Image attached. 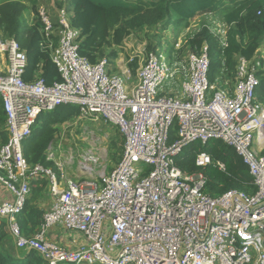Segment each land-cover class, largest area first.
<instances>
[{"label":"built area","instance_id":"built-area-1","mask_svg":"<svg viewBox=\"0 0 264 264\" xmlns=\"http://www.w3.org/2000/svg\"><path fill=\"white\" fill-rule=\"evenodd\" d=\"M47 11L37 8L41 47L60 76L52 84L40 72L26 80L25 50L15 38L0 36V109L7 134L0 145V183L13 196L0 200V219L7 221L15 247L36 251L47 264H264V103L258 99L264 58L239 56L232 78L210 82L207 42L185 56L176 48L173 60L155 48L131 80L133 56L125 62L119 56L114 64L108 56L91 62L79 53L80 32L67 8L57 10L55 22ZM223 29H209L221 48L227 46L225 24ZM60 105H75L80 116L118 131L122 153L110 171L91 174L84 160L91 156L85 154L71 178L72 155L57 161L52 144L46 161L56 171L29 164L24 143L41 114ZM210 140L241 157L254 192L231 189L213 197L202 173L177 166L184 148ZM210 163L206 152L196 154V166ZM216 166L225 170L220 161ZM39 177L47 180L53 201L36 230L24 235L18 217ZM55 225L81 233L84 242L58 246L47 239Z\"/></svg>","mask_w":264,"mask_h":264},{"label":"trees","instance_id":"trees-1","mask_svg":"<svg viewBox=\"0 0 264 264\" xmlns=\"http://www.w3.org/2000/svg\"><path fill=\"white\" fill-rule=\"evenodd\" d=\"M70 11L71 25L80 32L79 53L95 62L102 56H108L111 63L117 58L116 48L132 31L142 26L158 29L173 25L177 31L190 26L191 19L197 14L219 16L227 26V46L221 48L219 41L208 27L200 28L189 39L190 47L199 50L204 42L209 46L210 82L232 78L237 58L251 59L259 47L264 44V0H65ZM31 1V11L35 12L34 21L26 22L25 8L21 0L0 1V33L15 38L27 54L25 79L30 80L33 73L40 72L46 84L59 80V72L51 61L48 50L41 47L42 24L37 17L35 5ZM62 7V2H58ZM38 8V7H37ZM259 12V13H258ZM5 37L2 36L3 39ZM110 49L109 51H107ZM155 49V44L152 50ZM106 53V54H104ZM104 54V55H102ZM258 99L264 103V71L261 73ZM80 115L75 105H60L49 113L39 117L32 136L24 143V155L29 164L51 166L46 161V150L56 139L59 125ZM176 125L172 129L174 139ZM120 136V135H119ZM7 141L5 115L0 109V145ZM206 152L211 163L205 167L195 165L196 154ZM121 157V155H120ZM224 163L221 171L216 162ZM177 166L187 173L200 172L206 179L205 191L211 196H219L227 190L235 189L252 193L255 190L252 178L243 160L219 140H210L205 144L193 143L182 150L176 158ZM44 180L46 182H44ZM35 182V192L40 190L47 180ZM44 182V183H43ZM37 185H41L38 189ZM25 211V210H24ZM43 212L31 207L18 217L21 231L29 235L41 222ZM0 264H47L34 250L20 256H9L0 250Z\"/></svg>","mask_w":264,"mask_h":264},{"label":"rangeland","instance_id":"rangeland-1","mask_svg":"<svg viewBox=\"0 0 264 264\" xmlns=\"http://www.w3.org/2000/svg\"><path fill=\"white\" fill-rule=\"evenodd\" d=\"M2 1V0H0ZM27 8L25 11V20L28 23L34 21L35 12L31 11L32 0H21ZM58 2L66 7L65 0H37V7L44 6L48 8L47 13L53 22L57 20V12L60 7ZM49 8L56 9L50 10ZM208 27L211 31H222L223 23L219 16L210 14H197L191 19L190 26L182 28L179 31L173 26H161L158 29L142 26L136 31H132L123 40L121 45L116 49V54L121 56L124 62L133 56L132 62L129 63L130 78H134L136 69L142 62L143 58L155 48L164 49L168 57L174 59V52L179 47L178 53L180 56H185L188 52L193 51L188 42V37L200 28ZM0 36L5 37L0 33ZM9 38V37H5ZM176 44V45H175ZM264 48V44L261 48ZM106 54V53H104ZM102 54V55H104ZM258 55L264 54L260 51ZM56 139L53 141V153L57 161L63 163L72 155L73 164L68 169V176L76 178L77 164L82 160V155H89L93 161H87V165L92 169L91 174H103L110 171L119 161L122 153L123 141L119 136L118 131L103 122L101 119L90 118L88 116H77L69 119L58 126ZM86 156V155H85ZM55 171V166H51ZM89 173V174H90Z\"/></svg>","mask_w":264,"mask_h":264},{"label":"crops","instance_id":"crops-1","mask_svg":"<svg viewBox=\"0 0 264 264\" xmlns=\"http://www.w3.org/2000/svg\"><path fill=\"white\" fill-rule=\"evenodd\" d=\"M50 10H56V9L49 8V11ZM70 11L71 10L69 9V13H70ZM56 12H57V10H56ZM117 47L118 46H114V48H116V49H117ZM109 50L110 49H108L107 51H109ZM260 51L264 54V48L263 47L261 48V46L259 47L257 52H260ZM257 52L255 53V55L253 57H261L262 56V54L258 55ZM118 57H119V55H117V58ZM50 144H53V142H51ZM50 163H51V166H54L53 162H50ZM51 166H49V167H51ZM38 180L43 181L44 178L39 177L32 183V193L26 202L24 213L27 210H29L31 207L37 208V209L41 210L42 212H44V211L48 210L52 204L53 200H52V196L50 195V193L48 191V184H45V185L42 184V186L36 184L37 189L40 186L41 187H40V190L35 192V182ZM44 182H46V181L44 180ZM12 199H13V196L11 195V193L6 189V187L2 183H0V200L12 201ZM47 239L56 243L58 246H61L63 248H67V249L68 248H75L76 246H78L84 242V238H83V235L81 233L76 232V231L67 230V229H65L61 226H58V225L52 226L48 230ZM0 250L9 256H17V257L18 256L22 257L28 252V250H19L15 247L13 238L11 236V233H10V230L8 227V223L6 220H2V219H0Z\"/></svg>","mask_w":264,"mask_h":264},{"label":"bare ground","instance_id":"bare-ground-1","mask_svg":"<svg viewBox=\"0 0 264 264\" xmlns=\"http://www.w3.org/2000/svg\"><path fill=\"white\" fill-rule=\"evenodd\" d=\"M85 161H89V160H91V161H94L91 157H85V159H84ZM87 170L89 171V172H91L92 171V169L91 168H89V167H87Z\"/></svg>","mask_w":264,"mask_h":264}]
</instances>
